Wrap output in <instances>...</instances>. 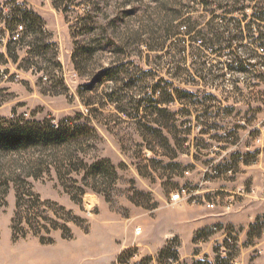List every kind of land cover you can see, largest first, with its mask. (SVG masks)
<instances>
[{
  "label": "rangeland",
  "instance_id": "rangeland-1",
  "mask_svg": "<svg viewBox=\"0 0 264 264\" xmlns=\"http://www.w3.org/2000/svg\"><path fill=\"white\" fill-rule=\"evenodd\" d=\"M202 2L0 0V128L52 137L0 148V264L240 263L235 229L207 259L159 256L181 254L172 194L264 151V0Z\"/></svg>",
  "mask_w": 264,
  "mask_h": 264
},
{
  "label": "crops",
  "instance_id": "crops-1",
  "mask_svg": "<svg viewBox=\"0 0 264 264\" xmlns=\"http://www.w3.org/2000/svg\"><path fill=\"white\" fill-rule=\"evenodd\" d=\"M259 158L258 165L244 164L233 178L222 175L215 182L204 179L197 186L192 184L186 188L189 196L173 203L185 209V214L175 219V225L171 224L170 238L181 240L178 261L212 257L215 245L222 244L231 229H235L239 230L242 243L239 264L245 263L244 254L251 249H263L261 255L255 256L253 264H264V235L259 245L244 244L246 239L256 242L257 235L250 233L253 226L262 224L264 231V151ZM209 196L212 197L209 199ZM210 202L215 204L214 208L207 206Z\"/></svg>",
  "mask_w": 264,
  "mask_h": 264
},
{
  "label": "trees",
  "instance_id": "trees-1",
  "mask_svg": "<svg viewBox=\"0 0 264 264\" xmlns=\"http://www.w3.org/2000/svg\"><path fill=\"white\" fill-rule=\"evenodd\" d=\"M212 3H213V0H203L202 2L203 6H206V7H210ZM235 4L237 5L236 2ZM217 5L219 7H223L221 6L222 4H219V2L217 3ZM32 14H34L36 19L38 18L39 20L42 21V18L38 14H35L34 12H32ZM262 14H263L262 12L258 13L257 18L262 20ZM28 21H29V13L26 11L19 10L18 12H16L15 15H12L9 23H10V26H12L13 28H17L18 26H21L22 28H24ZM260 39L264 43V35ZM236 40H238L236 35L229 36L228 45L232 47L235 44ZM210 41L213 42V39H210ZM252 67H254V64L251 62L250 58H246L243 60L239 56H234L232 62H229L227 66V68L231 71L236 70L237 72H242L245 74H251L250 68ZM21 129H24V127L22 128L20 127L19 129L16 128V130L12 129V127L10 126L6 128H0V148L14 150L21 144H24V146H38V145L46 146L47 144L52 143L50 142L52 137L49 135H46L43 131L33 130V129H29V130H21ZM152 130L154 133L159 134L160 136L168 140V137L165 136L164 134L163 128H155ZM52 131L55 137L54 139H57L54 141H57V142L61 141L60 134L62 130L60 129V127L56 129L54 128ZM142 135H143V138L146 140L147 135L144 134V132ZM97 165L98 164H95L93 166H97ZM167 253H170L172 256H174V259L176 261L179 260L178 252L172 250V248L169 245L165 246L161 250L159 256L162 257L163 255ZM198 264H206V263L199 262Z\"/></svg>",
  "mask_w": 264,
  "mask_h": 264
},
{
  "label": "built area",
  "instance_id": "built-area-1",
  "mask_svg": "<svg viewBox=\"0 0 264 264\" xmlns=\"http://www.w3.org/2000/svg\"><path fill=\"white\" fill-rule=\"evenodd\" d=\"M184 192H187V189L183 188L180 191H178L177 193L172 194V196H171L172 201H178V200H180L181 195ZM208 207L213 208V207H215V204L212 203V202H210V203H208ZM258 252L259 253H262V249H259Z\"/></svg>",
  "mask_w": 264,
  "mask_h": 264
}]
</instances>
